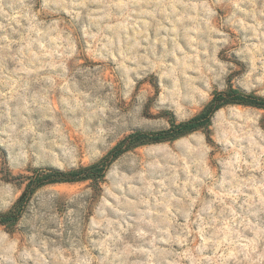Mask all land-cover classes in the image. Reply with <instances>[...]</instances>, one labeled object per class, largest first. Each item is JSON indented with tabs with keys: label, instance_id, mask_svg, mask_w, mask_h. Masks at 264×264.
<instances>
[{
	"label": "rangeland",
	"instance_id": "374dc122",
	"mask_svg": "<svg viewBox=\"0 0 264 264\" xmlns=\"http://www.w3.org/2000/svg\"><path fill=\"white\" fill-rule=\"evenodd\" d=\"M229 87L264 98V0H0V264H264V109L130 145ZM105 165V164H104Z\"/></svg>",
	"mask_w": 264,
	"mask_h": 264
},
{
	"label": "trees",
	"instance_id": "16d2710c",
	"mask_svg": "<svg viewBox=\"0 0 264 264\" xmlns=\"http://www.w3.org/2000/svg\"><path fill=\"white\" fill-rule=\"evenodd\" d=\"M229 105L264 109V98H259L251 94H244L243 92L229 87L223 92L215 93L205 110L189 121L177 125L172 124L168 130L158 133L135 132L126 137V140L130 142V145L139 146L144 143H158L163 140L178 138L198 129L206 128L211 121L212 115L219 109ZM123 152L124 148L122 149L118 146L112 151L111 159H106L102 164L95 167L80 168L72 173H62L56 170L48 169L34 171L33 176L26 178L28 179V183L26 184L23 193L15 203L14 209L9 213L0 214V225L13 223L21 214L24 204L27 202L28 194L41 186L46 184L71 183L87 179L98 183L103 177L110 160L118 157Z\"/></svg>",
	"mask_w": 264,
	"mask_h": 264
}]
</instances>
